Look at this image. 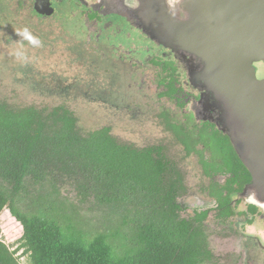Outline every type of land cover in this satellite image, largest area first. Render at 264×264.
<instances>
[{
	"label": "trees",
	"instance_id": "16d2710c",
	"mask_svg": "<svg viewBox=\"0 0 264 264\" xmlns=\"http://www.w3.org/2000/svg\"><path fill=\"white\" fill-rule=\"evenodd\" d=\"M69 92L63 89L64 103L53 107H14L0 101V223L8 210L21 224L19 243L29 264L210 260L205 234L179 219L177 199L184 187L164 148L123 143L108 126L83 132L77 116L65 105ZM67 181L76 184L74 190L83 203L94 199L98 205L126 211L123 225H130L134 235L123 238L132 244L130 249L120 255L109 235L87 238L81 230L63 227L59 218L25 213L18 207L28 189L36 192ZM52 196L51 192L41 197L48 204ZM0 264H20L16 251L1 239Z\"/></svg>",
	"mask_w": 264,
	"mask_h": 264
},
{
	"label": "flooded vegetation",
	"instance_id": "af4514ba",
	"mask_svg": "<svg viewBox=\"0 0 264 264\" xmlns=\"http://www.w3.org/2000/svg\"><path fill=\"white\" fill-rule=\"evenodd\" d=\"M193 1L197 0H0V18L9 2L10 7L15 2L16 11L41 21L61 19L84 36L70 51L90 58L96 69L106 63L110 72L119 68L131 83H140L141 91L151 92L172 144L143 147L164 148L166 159L174 163L175 176L180 175L184 187L179 191L177 214L196 232L205 234L210 260L204 264H264L260 256L264 237L260 231H247L259 223L264 225V211L244 198L252 175L231 139L206 120L212 114V102L208 104L207 92L190 80L186 56L171 47L170 33L189 17ZM69 18L78 24L68 25ZM256 67L258 78L264 79V64ZM137 100L132 102L136 106ZM187 162L198 168L193 192L187 183ZM219 242L229 245L220 249Z\"/></svg>",
	"mask_w": 264,
	"mask_h": 264
},
{
	"label": "rangeland",
	"instance_id": "374dc122",
	"mask_svg": "<svg viewBox=\"0 0 264 264\" xmlns=\"http://www.w3.org/2000/svg\"><path fill=\"white\" fill-rule=\"evenodd\" d=\"M7 9L0 18V101L14 107H53L64 103L62 90L68 88L65 105L77 116L83 132L108 126L120 141L137 147L160 142L172 144L170 135L163 130L158 102L152 100L151 92L141 91L140 83L133 84L134 80L131 83L119 68L110 72L109 63H106L95 69L90 58L70 51L73 45L84 40L81 32L71 30L61 19L41 21L26 12L16 11L15 2L11 7L9 2ZM76 24L75 19H68V25ZM135 99H138L137 106L132 103ZM185 168L190 175L187 183L193 192L198 168L192 162H187ZM66 183L41 187L40 192L28 189L18 207L25 213L59 218L63 227L81 230L87 238L109 235L110 243L120 255L130 249L132 244L123 238L134 235L130 225H123L126 211L98 205L94 199L83 203L74 190L76 184ZM51 192L53 196L47 204L41 196ZM247 231H260L264 237L263 224ZM22 234L21 224L7 210L0 223V239L16 251L20 264H29L19 243ZM228 245L218 243L220 249ZM260 256L264 259V253Z\"/></svg>",
	"mask_w": 264,
	"mask_h": 264
},
{
	"label": "water",
	"instance_id": "95a60500",
	"mask_svg": "<svg viewBox=\"0 0 264 264\" xmlns=\"http://www.w3.org/2000/svg\"><path fill=\"white\" fill-rule=\"evenodd\" d=\"M190 5L192 15L187 11L189 17L170 33L171 47L186 56L190 80L212 102L206 120L231 139L252 175L245 200L264 211V79L256 67L264 64V0Z\"/></svg>",
	"mask_w": 264,
	"mask_h": 264
}]
</instances>
